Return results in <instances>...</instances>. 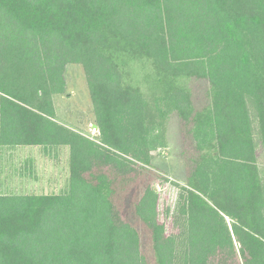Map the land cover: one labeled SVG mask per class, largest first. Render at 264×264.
Wrapping results in <instances>:
<instances>
[{"label": "trees", "instance_id": "1", "mask_svg": "<svg viewBox=\"0 0 264 264\" xmlns=\"http://www.w3.org/2000/svg\"><path fill=\"white\" fill-rule=\"evenodd\" d=\"M68 64L98 138L57 119ZM171 115L174 205L152 167ZM0 145L70 167L62 194H0V264H264V0H0Z\"/></svg>", "mask_w": 264, "mask_h": 264}, {"label": "rangeland", "instance_id": "2", "mask_svg": "<svg viewBox=\"0 0 264 264\" xmlns=\"http://www.w3.org/2000/svg\"><path fill=\"white\" fill-rule=\"evenodd\" d=\"M65 74L66 93L54 97L57 119L92 138H98L99 130L94 127L96 118L83 67L68 64ZM208 87L206 80H193V99L197 106L202 107L207 103ZM187 128L177 115H171L166 124L167 146L155 151L152 158V167L170 179L158 183V186L163 201L168 198L173 205L178 190L171 182L184 183V153L192 146ZM69 179L68 146L49 153L42 147L8 152L0 150V194H62L69 188Z\"/></svg>", "mask_w": 264, "mask_h": 264}, {"label": "crops", "instance_id": "3", "mask_svg": "<svg viewBox=\"0 0 264 264\" xmlns=\"http://www.w3.org/2000/svg\"><path fill=\"white\" fill-rule=\"evenodd\" d=\"M31 147H41V146H37V145H22V146H8V145H0V150H6L8 151H13V150H17V149H30ZM18 194H29V193H18Z\"/></svg>", "mask_w": 264, "mask_h": 264}, {"label": "water", "instance_id": "4", "mask_svg": "<svg viewBox=\"0 0 264 264\" xmlns=\"http://www.w3.org/2000/svg\"><path fill=\"white\" fill-rule=\"evenodd\" d=\"M94 127H95V128H98V125H97V124H94Z\"/></svg>", "mask_w": 264, "mask_h": 264}]
</instances>
